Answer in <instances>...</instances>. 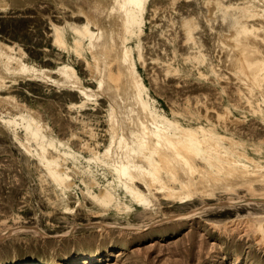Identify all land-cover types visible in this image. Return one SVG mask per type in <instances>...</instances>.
I'll use <instances>...</instances> for the list:
<instances>
[{"label": "bare ground", "instance_id": "6f19581e", "mask_svg": "<svg viewBox=\"0 0 264 264\" xmlns=\"http://www.w3.org/2000/svg\"><path fill=\"white\" fill-rule=\"evenodd\" d=\"M34 1L0 0V11L4 12L0 16L7 15L6 10L11 8L25 17L37 12L49 25L52 45L68 58L73 55L82 61L84 70L93 72L90 75L96 88L106 99L102 106L97 101L99 94L84 84L69 59L50 57L46 47L40 55L41 64L18 40L8 39V43L0 35V88L10 94L11 85L18 82L42 81L47 87L48 80L76 95L68 97V107L79 109V114L70 113L69 118L76 130L84 133L80 143L88 156H80L68 146L64 151L65 144L45 134L47 127L34 110L0 115V134L9 133L26 155L37 158L63 209H70L67 199L72 177L61 168L60 159L70 155L75 172L86 174L103 187L98 193L85 192L97 206L96 211L112 208L114 223L123 218V223L116 224L120 228L141 231L161 221L189 219L216 206L238 203L251 208L245 215L260 229L261 223L255 218L258 210L254 208L264 205V136L259 140L255 132L235 131L232 118L234 111L244 114L251 110L264 121V0H51L61 11L56 14L57 20L30 10ZM87 5L95 12L86 9ZM168 10L172 12L166 15ZM146 22L149 33L144 30ZM32 29L24 27V32ZM153 31L163 55L155 59L166 75L185 70L203 79L212 75L216 83L220 78L232 80L235 94L248 107L228 100L220 87V107L207 98L196 99V106L188 104L187 99L185 109L171 104V115H167L151 96L136 65V60H144L142 42ZM180 34L184 48L176 39ZM44 35L47 40V28ZM128 39H133L134 45H128ZM50 58L56 60L53 66H47ZM89 101L95 103L93 112L80 113ZM200 104L205 114L199 112ZM97 107H105L107 115L106 139L101 148L99 133L88 122L98 113ZM189 113L196 116V121L185 118ZM183 118L188 119L186 125L181 124ZM16 126L24 130V142ZM29 141L34 142V148ZM49 148L55 154H50ZM241 191L244 194L236 195L237 200L230 196ZM219 194H227L226 199L217 198ZM165 203L179 210L199 205L185 212L160 215ZM135 210L150 214L152 221L131 223L129 218ZM93 222L83 227L95 230L103 223L111 224ZM20 228L47 234L36 227L19 226L1 231L0 240ZM85 259L87 262L91 258Z\"/></svg>", "mask_w": 264, "mask_h": 264}, {"label": "rangeland", "instance_id": "374dc122", "mask_svg": "<svg viewBox=\"0 0 264 264\" xmlns=\"http://www.w3.org/2000/svg\"><path fill=\"white\" fill-rule=\"evenodd\" d=\"M76 1L82 3V0ZM33 3L34 7L30 10L50 14L57 20L56 14L61 11L51 0H35ZM85 8L95 12L89 5ZM171 12L172 10H168L166 15ZM2 13L4 12L0 11V14ZM5 13L7 15L0 16V35L5 41L7 40L6 42L8 39L18 40L30 57L41 64L43 62L40 61V55L46 47L50 57L58 56L60 58L57 59L58 61L69 59L84 84L99 94L97 101L102 106L106 104V99L100 93V89L96 88V82L90 75L93 72L85 71L82 61L73 55L68 58L65 52L52 45L49 25L39 19L37 12L31 17L20 15L12 8ZM24 27L28 29L33 27V29L28 33L29 30L24 32ZM148 27L149 24L146 22L144 30L147 33H149ZM46 28L47 40H44ZM173 31L171 28V36ZM154 32L156 31L143 40L144 60H136V65L149 87L151 96L167 115H171V104L185 109L187 99L188 104L196 106V99L207 98L215 106L220 107L217 99L221 96L218 90L220 87L223 88V94L228 100L248 107L247 103L241 101L235 94L232 80L220 78L216 83L212 75L203 79L194 75L193 71L185 70H180L174 75H166L164 67H160L155 59L162 58L163 55L159 53L158 36ZM205 37L209 42L210 30ZM176 39L181 45L180 48H184L182 35L180 34ZM128 45H134L133 39H128ZM163 46L169 51L168 44L165 43ZM262 47L264 52V46ZM134 55L136 57L135 52ZM52 58L47 60V66L56 63V60H51ZM10 88V94L3 86L0 88V115H20L34 110L38 113V119L47 127L45 134L48 137L54 136L65 144L64 151L70 148V151L80 156H88L80 143L85 135L80 130H76L74 121L69 118L70 113L79 114L77 112L79 109L68 107L70 102L68 97L76 96L74 91L58 89L48 80L47 87L43 86L42 81L28 80L25 83L18 82L11 85ZM94 106L95 103L89 101L80 113L93 112ZM198 108L201 114H205L201 104ZM104 109L105 107H97L98 113L90 119L92 122L88 121L99 133L100 148L106 139L107 115ZM234 115L232 120L235 122V131H252L255 132V138L262 140L264 136L262 119L254 115L251 110H247L244 114L234 111ZM187 116L190 120L196 121V116L191 113L185 118ZM203 116L201 115L200 118H204ZM187 122L188 119H181V124L186 125ZM74 131L75 133L72 134ZM16 133L24 142V130L20 126H16ZM29 144L35 147L33 141H29ZM48 150L50 154H55L53 149ZM60 164L61 168L72 177L67 199L69 210L63 209L57 191L44 175V168L38 163L37 158L34 155H26L9 133L0 134V233L19 226L36 227L39 231L47 233L39 235L38 232H34L35 228L34 231L20 228L10 235L6 234L5 238L0 240V264H264V212H262L264 205L254 208L258 210L255 218L261 223L260 229L245 215L251 208L235 203L233 206L213 207L189 219L161 221L141 231H130L117 226L123 223V218H117L119 221L116 220L118 222L114 223L112 208L102 213L96 211L97 206L92 204L85 192L88 189L98 193L103 187L98 186L86 174L75 172L72 156L62 157ZM243 194L244 192L241 191L230 196L237 200V196ZM220 195L217 198L227 197V194ZM77 198L79 201H76ZM214 200L211 201H217L216 198ZM198 205L179 210L165 203L161 205L162 211L159 214H177L196 208ZM147 217L150 219L143 221L148 219ZM151 219L150 214L135 210L129 221L144 224L152 221ZM93 221H111V224L103 223L99 228L94 227L95 230L83 227ZM86 257L91 259L86 262ZM74 258L79 259L72 261Z\"/></svg>", "mask_w": 264, "mask_h": 264}]
</instances>
